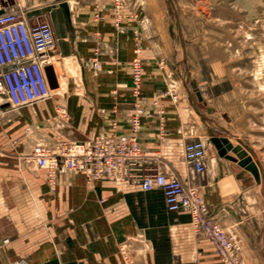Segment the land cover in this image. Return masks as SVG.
<instances>
[{
	"label": "rangeland",
	"instance_id": "rangeland-1",
	"mask_svg": "<svg viewBox=\"0 0 264 264\" xmlns=\"http://www.w3.org/2000/svg\"><path fill=\"white\" fill-rule=\"evenodd\" d=\"M39 1L48 4L47 13L28 14L40 16L53 27L51 53L59 76L55 80L50 69L52 88L61 86L62 93L56 90L46 100L10 108L0 119L1 237L9 236L22 223V212L7 211L8 205L18 209L22 201V190L18 187L19 183L22 186V169L24 173L42 174L48 184L45 171L34 162L32 147L35 144L52 146L63 138L79 142L90 138L85 132L88 118L75 117L69 100L77 98V103L84 106L95 98L119 99L131 90L132 64L136 60L141 61L144 71L150 62L165 66L168 92L181 96L187 108L184 142L201 138L208 144V152L217 151L210 138L221 133L251 154L260 169L261 182L257 184L253 179V195L244 198L245 205L249 220L259 219L264 224V0H123L119 7L115 6V0L102 1L101 5L106 4L117 12L112 22L114 30L128 36L114 40L122 38L126 48L131 47L132 51V55L123 52V58L130 61L120 62L118 67H106L103 63L104 55L107 62H118L117 42H106L105 49L96 46L89 61L79 62L74 56L62 53V48L70 44L65 32L70 24L72 28V23L66 16L57 17L53 11L56 5L61 6L67 0H36ZM31 4V0H0V13L18 7L29 11ZM197 90L202 100L198 99ZM205 105L215 113L211 115L213 110L208 113ZM196 109L208 119L202 122ZM61 111L67 116L63 117ZM180 150H175L170 160L178 168L186 169ZM165 165L167 162L162 163ZM190 176L195 180L191 172ZM48 188L56 192L58 185L54 190L49 185ZM212 214L227 232L240 239L242 250L238 264H256L242 257V239L226 228L230 222L223 220L224 214ZM190 227L193 235L204 237L214 246L220 264H228L219 255L215 242L195 230L191 218ZM121 252L126 264H131L126 245L121 247ZM18 259L11 260L10 264Z\"/></svg>",
	"mask_w": 264,
	"mask_h": 264
},
{
	"label": "crops",
	"instance_id": "crops-1",
	"mask_svg": "<svg viewBox=\"0 0 264 264\" xmlns=\"http://www.w3.org/2000/svg\"><path fill=\"white\" fill-rule=\"evenodd\" d=\"M102 1L106 0H75L68 13L56 5V16H66L72 23L65 32L70 44L62 48V53L84 62L92 58L96 46L105 49L106 42H117L118 62H107L104 55L103 63L118 67L120 62L130 61L123 58V52L132 55V51L122 38L114 40L128 36L114 30L117 12L101 5ZM31 2L27 13H47V3ZM164 67L150 62L143 70L141 102L147 112L141 117V144L161 170L194 181L211 212L224 214L223 220L230 222L226 228L242 239V257L260 264L264 260V224L259 219L249 220L244 199L253 195V174L238 162L219 156L217 151H209L205 175L192 181L184 160L186 169L170 160L175 150H182L186 140L187 108L181 96L174 100L173 92H168L169 76ZM69 102L75 117L88 118L85 132L90 137L129 129L134 112L131 90L115 101L95 98L84 106L77 103V98ZM210 109L214 114V109ZM196 110L202 122L208 119ZM164 162L167 165L162 166ZM18 187L22 201L18 209L8 205L7 211L22 212V223L9 236H0V264H10L15 258H25L33 264H126L123 245L128 247L131 264H220L214 246L204 237L193 235L190 215L168 211L159 189L143 191L133 182L111 179L88 183L81 174L67 173L59 176L57 191L50 192L42 174L24 173L23 169L22 186L19 183Z\"/></svg>",
	"mask_w": 264,
	"mask_h": 264
},
{
	"label": "built area",
	"instance_id": "built-area-1",
	"mask_svg": "<svg viewBox=\"0 0 264 264\" xmlns=\"http://www.w3.org/2000/svg\"><path fill=\"white\" fill-rule=\"evenodd\" d=\"M122 2L115 0V6H121ZM53 46L54 30L47 20L31 16L21 7L0 13V119L10 108L40 102L51 95L47 69L55 70ZM142 85V64L136 60L132 64L131 78L134 112L127 131L98 134L81 142L61 139L52 146L35 144L32 157L36 166L45 171L52 190L57 187L59 176L67 173L81 174L88 183L111 179L133 182L143 191L159 189L168 211L187 212L195 230L215 242L223 260L238 264L242 250L240 239L222 227L199 187L161 170L153 161V155L143 148L139 133L141 117L147 111L141 102ZM173 99H177L176 94ZM61 114L67 116L64 111ZM181 152L193 179L204 176L208 144L201 138L192 139L184 142ZM14 264L32 263L20 258Z\"/></svg>",
	"mask_w": 264,
	"mask_h": 264
},
{
	"label": "water",
	"instance_id": "water-1",
	"mask_svg": "<svg viewBox=\"0 0 264 264\" xmlns=\"http://www.w3.org/2000/svg\"><path fill=\"white\" fill-rule=\"evenodd\" d=\"M61 6L68 13L69 11L68 4L66 2H63ZM47 74L50 85L53 87L54 81L52 79L50 68L47 69ZM193 86L195 89H197V85L195 83L193 84ZM197 96L199 100H202V95L198 90H197ZM208 112H211L210 108L208 109ZM210 140L217 149L219 156L238 162L240 166L244 167L253 174L257 182L259 183L261 182V173L258 164L256 163V161H254L251 154L248 153L247 150L243 149L242 145L238 144L234 146L233 143L226 136L215 135V136H211ZM230 151H232L236 155L230 154L229 153Z\"/></svg>",
	"mask_w": 264,
	"mask_h": 264
},
{
	"label": "bare ground",
	"instance_id": "bare-ground-1",
	"mask_svg": "<svg viewBox=\"0 0 264 264\" xmlns=\"http://www.w3.org/2000/svg\"><path fill=\"white\" fill-rule=\"evenodd\" d=\"M67 2H68V6L70 7V10H71V6H72V4H74V3H73L74 1L71 0V1H67ZM52 63L54 64V69H55V70L53 71V72H54V75H53V76H55L54 79L56 80V79L58 78V76H59V73H58L59 70L56 68V66H57V65H56V61H53V60H52ZM60 88H61V86L58 87V88H56V89H54V88H52V86H51V91H52L51 94L53 95L54 93H56V92H54V91H56V90H57V91L59 90V93L61 94L62 91H60ZM31 132H32V131H31ZM31 132H30V133H31ZM229 140L232 142L231 139H229ZM207 141H208V140H207ZM232 143H233V142H232ZM233 145L235 146L234 143H233Z\"/></svg>",
	"mask_w": 264,
	"mask_h": 264
}]
</instances>
